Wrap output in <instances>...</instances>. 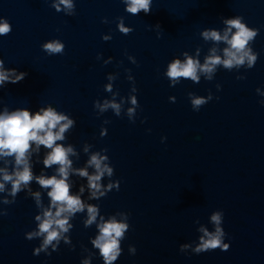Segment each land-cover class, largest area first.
<instances>
[{"label": "clouds", "instance_id": "9594fccd", "mask_svg": "<svg viewBox=\"0 0 264 264\" xmlns=\"http://www.w3.org/2000/svg\"><path fill=\"white\" fill-rule=\"evenodd\" d=\"M152 0H127L128 7L127 11L132 14H138L143 11L145 15L151 13ZM60 4H63L66 8H71V0H60ZM57 10L59 11V7ZM226 23L229 25V31L235 28L237 31L229 39L228 32L224 36L219 35L216 31L205 32V39H212L214 41L223 40L229 47L224 50V56L226 59H221L219 56L214 54L209 57L205 64L201 66L199 61H194L188 58L185 63H181L180 60H175L168 65L167 76L173 81L170 87H174L175 84L179 83V78L191 79L193 82L199 83V77L197 76L198 69L205 73L213 71L214 67L219 64H223L225 68H232L234 65H242L247 58L249 67H253L257 59L255 55H250V49L246 50V45L252 40L257 32L248 29L244 24L241 23V18L227 20ZM10 25L8 23L0 24V35L7 34L10 32ZM125 34L129 29L121 28ZM107 39V38H105ZM44 50L50 54L62 53L64 45L59 41H52L43 45ZM215 50H213L214 53ZM0 68H2V61H0ZM27 73H21L16 80L9 81L8 73L0 71V87L6 81L11 83H19L25 79ZM108 90H111L109 86ZM137 92V88L133 89ZM212 97L209 96L208 100L203 98H197L192 101L194 106H200L208 103ZM171 103H175L176 100L173 97L169 98ZM131 103L139 107L136 96L131 98ZM111 107L116 111L119 116L120 105L116 103L105 104L104 108ZM103 110V109H102ZM129 115L131 116L135 112V108H130ZM75 126V121L69 119L68 116L58 114L52 108L47 110H41L34 116L29 111H14L9 114L5 111L4 114L0 115V156H14L15 164L22 166V170H16L12 175H3L5 182H11L12 190L10 195L16 196L21 191V185H28L33 180V173L31 167L28 164L27 153L31 147V143H35L37 151L40 146L46 149H50L42 163L44 168H50L53 165H59L58 175H53L50 178H45L43 175L36 177V183L44 189H50L47 192V196L50 198L49 207L43 211L41 215H36L35 220L39 221L37 232L28 234L27 238L31 240L34 236H42L43 243L39 248L35 249L34 255H39L41 252H45L47 256H51L53 252L59 251V241L64 239L62 233H67L73 227L69 223L71 217L78 212H83L86 205L82 202L80 196L70 194V184L68 183L69 170L71 169L72 162L68 159L72 148H65L61 144H57V141H62L64 133L71 127ZM58 129V130H57ZM102 135H107V130L102 131ZM166 137L161 138L163 143ZM31 142V143H30ZM105 151H107L105 149ZM108 157H99L93 155L88 161L89 166H95L96 175L89 176L86 169L78 171L80 177L87 178V184L90 190H92L93 199H99L105 197L107 192L111 190L112 185H109V189L106 191H100L101 185L98 183L101 177L107 172L110 176L112 175V169L105 166L101 167L102 160H107ZM3 171V170H0ZM116 188L119 191L120 181L116 182ZM4 190V184L0 183V191ZM83 193V187L80 189ZM99 193V196H97ZM37 197L39 203L40 193L34 194ZM8 201H5L7 203ZM53 209L55 211H53ZM88 219L84 224L87 228L93 224L99 214L98 208L93 206H87ZM103 220V217H101ZM212 222L217 226L214 233L208 232L206 229L201 228L200 231L204 235L200 238V243L193 249L196 254L209 252L211 250L220 249L221 251H228L229 245L223 242L224 232L219 227L221 224V213H215L211 216ZM99 229V235L95 239L91 240V244L95 249H98L99 256L102 257L103 264H113L121 255L120 239L124 233L128 231L129 225L127 223L117 222L114 218L107 222H103L97 225ZM56 244H53V242ZM68 239H65V243H69ZM52 248V252H48V248ZM190 245H182L183 249L189 248ZM74 250L75 248H71ZM135 252V248L132 249ZM81 264H89L88 260H84Z\"/></svg>", "mask_w": 264, "mask_h": 264}]
</instances>
